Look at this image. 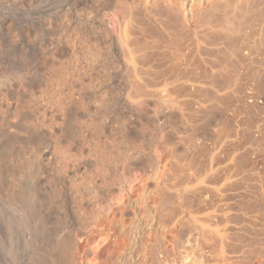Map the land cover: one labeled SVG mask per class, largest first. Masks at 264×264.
I'll return each mask as SVG.
<instances>
[{"label":"bare ground","instance_id":"bare-ground-1","mask_svg":"<svg viewBox=\"0 0 264 264\" xmlns=\"http://www.w3.org/2000/svg\"><path fill=\"white\" fill-rule=\"evenodd\" d=\"M77 1L78 0H65L66 3H64L74 6ZM207 1L212 3H210L208 8H205L204 4L207 3ZM250 1L255 2V0ZM84 2L90 11L86 8V11L88 12H85L82 7L84 11H81L82 9L80 11L77 9L78 11H73L71 14V11L66 9L70 6L66 8L62 7L60 10L63 20L68 21V23L71 22L73 25L72 30L74 29L78 31L81 36L79 37L78 34L76 35L75 33H72L73 31L71 33L69 32V35L65 34L66 31L63 29L65 35H62L63 37H56L58 38V40H56L59 48L60 46H64L69 50V53L67 52V49L65 51L69 54L68 57L70 60H68V57L66 56L69 62L65 64L62 61L63 65L61 64L58 72L55 73V77L51 79L55 86V90L52 91L53 93L49 91L47 97H39L37 94L39 98L38 100H35L32 96L34 94H31V91L33 90V88L31 90V87L35 88L32 83L37 81L33 79V64L35 66V62L33 63V54L35 51V49L33 50V44L35 42L33 43L30 39L32 37L30 32L32 27H34V22L37 20L34 19L33 21V18H31L29 14L31 13L30 10L32 8L30 7L33 6L31 5L33 2L31 3V0H0V264H106L112 259L113 245H115L116 240L119 241V239L122 238L121 236L117 239L118 236H120L117 232L118 236H116V239L112 240H115L112 245L113 242L111 239L113 236V229L115 228L114 226L118 225V229L127 232L125 227L127 226L126 221L123 217L122 220L123 222L125 221L124 223L120 221L121 219L118 220L115 216V210L121 212L120 215L118 213L119 218H121V214H129L127 211L129 207L131 208L132 213L139 218L143 215L146 216V222L143 223L141 222V219H139V221L137 219V223L135 224L136 221L134 222V227H132L131 224L129 234H131L130 243H132V245L129 243L130 247L127 251L132 254L134 251L133 247L140 243V245L142 244L146 248V251L145 249L144 251L149 257L147 262L145 260V255V258L143 257L144 260L140 259L139 256V258H137L140 260L138 261V259H134L135 261H132L133 264H222V257H224L222 254L225 250L224 245L228 239L225 237L227 233H229L227 231L230 230L226 231V229L228 228L227 226L231 224V222L228 224L230 220L225 218L226 213H224V207L228 205V203L230 204L229 197L226 198L228 195H225L226 193L228 194V192L227 190H224V188L238 178L235 173L237 171L236 158L240 155L238 154L239 147H237V144H234L231 149L228 148L229 150L226 148L228 151L224 156H222V154L220 155V158L222 159L217 161L215 165H213L212 158L216 157H214V154L218 156V152H213L212 155H210L211 161L207 166L208 161L205 162L203 157H199L201 159H198L195 164L192 163L193 161L191 162V160H187V150H180V147H178L179 143L177 144L175 140L174 142H171L172 140L170 142H164L165 144L163 145H166V149H163L164 151L166 150V154L164 152V155H167L165 159L169 160L170 163L172 162L175 166V164H178L176 161V155L186 154V162L183 163V161L180 166L178 164L175 168L172 167L173 170H170L169 173L167 172L169 174H167L168 177L165 174V170L163 169V171L159 168V172L156 173L155 169V173L152 172L151 177L149 174L148 177L146 176V178H144L143 174L142 177L141 175H138L140 172H137V175L131 173L133 174L131 179H129V175L127 176L128 179H126V176L123 175L125 171L121 173L123 170L120 171L118 168H115L120 172L118 175L115 174L116 177L118 176L115 184L118 195H114L116 197L111 199L109 198L111 195L109 196L108 192H110V190L112 191V179L115 176L111 179L110 171L115 164L112 160L116 159L115 156L111 159L113 155L112 151H114L112 149V143L118 141L117 143L120 144L119 142L125 143V141L134 140L136 137L134 136V131L137 128L136 123L141 120L142 122H147L150 126V129H148L149 134H147V140H150L152 143L156 142V140L158 142L160 138L157 139V126L160 124L162 118L159 116L161 110L166 112V115H164L165 120H162L163 122L167 121L169 117H172L174 115V110L177 108L181 110L180 112H182V109L187 110L182 112L183 115L185 112H187L188 115L186 117L185 114V117L182 118L184 121H187L188 117L191 118L194 113L199 114L202 119L204 113H207L206 106H209L207 104L208 83L212 82V80L209 82V78L212 76L209 77L210 67L208 65V59H210L208 57V48H210V46L208 47L206 43V40L209 37V28H214L213 30L218 31L217 37L215 38L221 40H238L237 38H239L240 43L239 45L236 43L238 46L234 47V51L232 50V52H229L228 54L223 53L222 56L225 59L224 62L218 64L213 70L210 68V70H217L219 73L223 71L226 74V84L224 86L222 84V92L225 94L224 96H227L226 92L229 90L235 91L237 94L234 92V96L243 100L245 98L248 100L251 99L253 101V106H255L252 135L249 133L252 143V164L250 165L251 167L253 166L254 181L253 184L251 183V189H248V192L244 194V197H239V199L236 198L238 199L237 202H234L236 199L233 201L231 199V201L234 204L237 203L236 206L244 210L253 209L252 207L257 204L258 206L259 204H264V7H259L256 9L257 11L253 10L255 12L252 11L249 13L248 7L251 3H241V1H237L233 5L229 4L231 6L219 3L220 0H84L82 3L84 4ZM221 2H223V0ZM224 2L226 1L224 0ZM256 3L257 2H255V4ZM261 5H263V3ZM195 7L198 8V21L196 25L193 24ZM96 8L100 11L101 9H104L105 11L104 13L102 12L103 15L98 20H95L96 18L93 19L95 16H92L93 18L90 16L91 9ZM215 12L219 13L213 21L212 18ZM96 14L98 13H95L94 15ZM96 17L98 16L96 15ZM59 19L58 21H60ZM208 20L213 21V23H210L212 26L210 25L209 28L206 25H209ZM44 23L45 22L42 24ZM63 24H65V22ZM62 25H60L59 30L64 26ZM55 26L56 24L54 27ZM205 27L208 28V31ZM46 29L48 30L47 27ZM243 29H246V32L248 29V32L242 34L241 32ZM53 31L55 30L53 29L51 32L54 33ZM39 32H37V34ZM43 32L44 31H42L40 35H44ZM46 34L51 35V33ZM44 38L42 39L44 40ZM34 39L36 40V38ZM39 43L40 42H38V44ZM82 44L85 46L83 47ZM216 49L213 48L215 52ZM39 50L42 49L40 48ZM227 50L228 48L226 51ZM52 53L54 52L52 51ZM51 55L49 54V57ZM37 58H39V56H37ZM56 63L59 62L57 61ZM228 65H233V67L236 66L235 69H229V67H227ZM57 66L59 65L57 64ZM244 66H247L249 69V82L247 84L249 90L246 89L247 92L241 93L242 90L239 91V88L237 87V82H239L237 76L239 72L237 73V69L238 67ZM35 69H37V67ZM232 69L236 71V75H233V73L230 74ZM48 70L49 69H47V71ZM38 72H40V70H38ZM50 75L48 77H50ZM87 75L89 83L92 76L94 77V82L104 85L108 93L111 92L112 97H110L109 100L112 104L118 106L119 109L110 113L111 111H108V100L103 101L105 97L102 100L99 99L97 101V97L92 94L86 96L87 94H85V92L84 94L86 98L84 94L83 96L82 94L79 95L78 84L84 85L83 78ZM231 76L233 78H231ZM46 78L47 77H45V79ZM98 78H101V80H98ZM214 79L215 78H213V80ZM217 79L219 78L217 77ZM51 80L48 79V81ZM43 84L45 85V83ZM99 84L97 86H99ZM105 87L103 89H105ZM93 88L95 89V87ZM48 90L50 89L48 88ZM106 93L103 95H107ZM219 93H221V91H219L218 94ZM41 94H43V92ZM46 98L47 100L49 99V106L52 107L53 110V115L51 117V113H48L49 117L46 116V108L48 105L46 108H42L41 106V101L43 99L46 100ZM83 99H86L87 103H85V100ZM236 99L237 98H235V100ZM221 100L223 101V99ZM245 101L246 99L244 100V103ZM192 102L196 104V107L194 106L195 109L193 108V110L189 108ZM223 102L226 103L225 101ZM162 103L165 106L164 109H162L163 107L161 108ZM210 103H213V101L209 102V104ZM109 107L111 108V106ZM213 107L218 108L216 103ZM233 108H235V106H232V109ZM39 109L41 110L40 113L34 115V111ZM213 109L212 112L214 111ZM215 111L217 112V109ZM96 113H98V115H96ZM61 115L64 119V126L57 122ZM216 115H218V112ZM220 115L219 117H221ZM77 117H84L85 120L81 119L82 121H79L80 119ZM97 117V120L99 121V124L97 125H99V128L96 132L95 118ZM196 117H198V115ZM227 118L230 119L229 117ZM236 119L238 120V118ZM191 121H193L191 123H195V118ZM198 122L201 124H198L200 128L203 123L199 120ZM216 122L218 123V121ZM112 123H116L115 125L116 128H118V131L115 132L112 129ZM170 125L168 124V126ZM203 125L206 124L204 123ZM147 126L145 125V127ZM161 126L162 125L159 126L160 129ZM215 126L219 129L217 125ZM164 127H162V129ZM182 127H184V125ZM191 127L192 126H190V128ZM231 127L233 126H230V128ZM239 127L238 129H240ZM238 129L235 128V130ZM231 130L232 129H230V131ZM171 131L168 130L167 132H161L162 134H160V137L169 138V133L172 134ZM201 132L204 133V131ZM158 133L160 132L158 131ZM229 133L226 132L225 134L229 135ZM179 136L182 138V134ZM188 136H190V134ZM229 137L227 139H229ZM143 138L145 139V137ZM194 138H192V140ZM139 139L141 138L139 137ZM226 141L227 140H225V142ZM229 142L230 141L228 140V143ZM58 143L63 144L61 155L59 151L56 152L59 149L57 147ZM160 143L162 142H159V144ZM199 143L200 144L197 147H200L199 149L203 152L204 149H206L205 142L201 138ZM213 144V147L217 145V143L216 145L215 143ZM194 148L192 147L190 150L193 149L194 152ZM122 149L123 148H121V151ZM219 150L217 149V151ZM160 152L161 151H159V153ZM162 153H160L161 157H163ZM156 155V159L159 157L158 159L161 161L162 158L157 153ZM190 155L193 156V154ZM243 158L244 157H242V159ZM124 159L126 158L124 157ZM181 159H179V161ZM161 162L159 163L161 164ZM52 163L55 164L54 174H62L67 180V188L69 187L70 190H73L75 193H72L73 195H71V191L64 186L68 192L63 196L61 202L63 203L65 212L66 210L68 213L70 212L69 216L71 217V221L65 217L66 220L59 221L60 219H57V222L53 223L55 218H57L55 214V218L51 216L53 221H49L50 215L48 216V213L50 214V212H48V210L50 209L47 207L52 206L54 203L58 205H54L55 208L59 207V204L61 205V203H59L58 198L62 196L61 192L64 190L62 187L63 190L60 192H58L61 189L60 187L59 190L52 189L50 191V189H48L49 194L47 193L46 195H44V192H41L42 190H39L41 189L40 186L44 188L43 185H45V187L47 185L44 183L42 184V179L39 181L38 177H41L40 175L44 172L47 173L48 171L45 170H48V165H51ZM229 163L232 166L231 170L227 167ZM121 164L123 165V163ZM122 165L121 167L124 168ZM161 165H164L163 167L165 169L167 168L165 164ZM116 166L117 165L114 167ZM118 167L120 166L118 165ZM225 168H228V170H225V173L223 174H219V171ZM51 169L49 172L52 171ZM49 172L47 175H49ZM237 172L240 171L238 170ZM78 174L79 176L81 174L84 183L76 180ZM62 175H58L57 178H60ZM49 176H51L52 179L55 175L52 176L51 174ZM247 178H249V176ZM47 179V177L46 179L43 178L45 181ZM51 179L49 177L48 182L46 181L47 184H52V182H49ZM53 181V183H55V180ZM62 182L60 181L58 183L59 186ZM38 183L42 184L39 186L40 188H38ZM135 185H139L141 191H146V195H143L142 193V196L140 195V199L144 201L143 206H141L142 203L137 206V202L139 203L140 201H138V199L135 198L136 195H134L137 191L135 190L134 192L133 190L135 187L137 189V186ZM49 186L53 187L56 185ZM54 188H57V186ZM80 188L85 192V195L76 199V192H82ZM233 188L234 190H237H235V193L239 191V188L236 187L234 182ZM244 189L245 188H243V190ZM164 191L167 192V195L165 194L166 196L164 195ZM224 191H226V193H224ZM139 192L137 193L138 197H140ZM82 193L80 195H82ZM149 194H151L150 196L152 199L150 196V199H148ZM107 195L109 197H107ZM133 195L135 197H133ZM140 206L143 207V210H141L143 213L145 212L146 215L140 214ZM79 208L83 209V211L80 212V210H78ZM53 209L54 208H52V210ZM228 210L226 209L227 212ZM57 211L61 213L60 210ZM232 211L229 212L231 213ZM52 212H54V210ZM77 212H80V214ZM81 213L84 214L83 217H81ZM52 214L53 213H51V215ZM64 215H66V213ZM227 215L229 216V213H227ZM134 219L135 217L131 220L133 221ZM128 225L130 226V224ZM145 225L153 229L150 234L146 233V229L143 230H146L145 233L147 235H151V237L149 236L146 239H144L145 237L142 238L140 236ZM168 234H170V236ZM225 239L226 241L224 242ZM116 243L118 245V242ZM121 243L125 244V242L122 241ZM119 245L121 246V244ZM120 246H116V248H118L117 252L120 249ZM143 246L141 247L143 248ZM154 251L163 256L164 260L157 258V256V259H153ZM122 252L120 257H123ZM145 252L143 253L145 254ZM210 254L216 258L213 259V262L211 261L212 263L209 262L210 259L208 260V256H210V258L212 257ZM141 256H143V254ZM115 257L116 256H114V259ZM120 260L122 261V259ZM112 262L113 261H111V263Z\"/></svg>","mask_w":264,"mask_h":264},{"label":"rangeland","instance_id":"rangeland-1","mask_svg":"<svg viewBox=\"0 0 264 264\" xmlns=\"http://www.w3.org/2000/svg\"><path fill=\"white\" fill-rule=\"evenodd\" d=\"M35 1V2H34ZM31 0V5H33V6H31L30 8H32L31 10H30V12L31 13H29L30 14V17L31 18H33L32 20L34 21V19L35 20H37V21H35L34 22V27H32V30H31V32H30V35L32 36H30L31 38V40H32V42L34 43H32L33 44V50L35 49V51H34V54H33V59H34V61H33V63L35 62V66H34V64H33V69L35 70H33V74L35 75H33V79L34 80H37V81H34L32 84H33V86H35V88L34 87H31V90H32V88H33V90L31 91L32 93L31 94H34V95H32L31 97L33 98V99H35V100H38V98L39 97H41V96H45V97H47V95H48V92L50 91L51 93H53L52 91L53 90H55V86H54V84H53V82H52V80L51 79H53L54 77H55V73L56 72H58V70H59V67H61V64L63 65V63H68L69 61L68 60H70L69 59V50L67 49V48H65L64 46V48L63 47H61L60 46V48H59V46L57 45V40H58V38H56V37H61L62 35H65V34H70L72 31V33H75L76 35L78 34V36L80 37L81 36V34L80 33H78V31H76V30H72V23L71 22H69L68 23V21H65V20H63V17H61L62 15H61V12H60V10L62 9V7H69V8H66V9H68V11H71L70 13L72 14L73 13V11L75 12V11H80L81 9H82V7H83V9L85 10V12H88V11H90L89 10V8L88 7H86V4H85V2H84V4L82 3L84 0H78L75 4H74V6L72 5H70V4H65L66 2H65V0L64 1H62V0ZM41 1V2H40ZM219 1V0H218ZM222 0H220V2L219 3H223L224 5H226V4H231V5H233V4H235L237 1H241V3H249L250 4V6L248 7V11H249V13L250 12H252L253 10H256V9H258L259 7H264V0H255V2H257L256 4H255V2H253V1H250V0H231V3H230V0H225L226 2H224V0H223V2H221ZM38 2H40V3H38ZM65 2V3H64ZM80 3V4H79ZM207 3H208V5H207ZM207 3H205L204 4V7L205 8H208L209 7V5H210V3H212V2H210V1H207ZM263 3V5H261ZM81 4H83V5H81ZM253 4V5H252ZM260 4V5H259ZM76 5H77V7H76ZM231 5H229V6H231ZM207 6V7H206ZM223 6V5H222ZM72 7V8H71ZM71 8V9H70ZM80 8V9H79ZM86 8H88L87 10L88 11H86ZM254 8V9H253ZM70 9V10H69ZM78 9V10H77ZM81 10V11H84V10ZM251 9V10H250ZM59 10V11H58ZM196 10V11H195ZM59 13H58V12ZM197 11H198V8L197 7H195V9H194V20H193V24L194 25H196L197 24V21H198V17H197ZM257 11V10H256ZM94 12V13H93ZM102 12L104 13L105 11H104V9H101V11L98 9V8H96V9H91V12H90V16H91V18H93L92 16H95L93 19H95V20H98V19H100L101 17H102ZM253 12H255V11H253ZM57 13V14H56ZM95 13H98V14H96L98 17H96V15H94ZM101 15H100V14ZM218 13L219 12H215L214 13V16H213V18H212V20L214 21V18L216 17V15H218ZM56 15H58V16H56ZM59 15H60V17H59ZM100 15V16H99ZM60 18V19H59ZM44 19V20H43ZM58 19L60 20V21H58ZM49 20V21H48ZM56 20V21H55ZM63 20V21H62ZM212 20H208L209 21V25L208 24H206L207 25V27L209 28V26L211 25L210 23H213V21ZM45 22L44 24H42L43 22ZM47 21V22H46ZM38 22H42L41 24L40 23H38ZM58 22H59V24H58ZM62 22V23H61ZM65 22V24H63ZM50 23V24H49ZM61 23V24H60ZM35 24H36V26H35ZM56 24V26L54 27V25ZM65 26H63V25ZM69 24V25H68ZM39 25H40V27H39ZM46 25V26H45ZM59 25V26H58ZM60 25H62L63 27H62V29L61 30H59L60 29ZM212 26V25H211ZM37 27V28H36ZM42 27V28H41ZM44 27V28H43ZM46 27L48 28V30L46 29ZM54 27V28H53ZM34 28V29H33ZM39 28H40V30H39ZM57 30H56V29ZM68 28V29H67ZM206 28V27H205ZM208 28H206L207 29V31H208ZM47 31H46V30ZM55 30V31H53L54 33H52L51 31L52 30ZM63 29H64V31H66V33L64 34V31H63ZM66 29V30H65ZM214 29V28H213ZM213 29H210L209 28V31H208V35H209V37H208V39L206 40L207 42V46L209 47L210 46V48H208V57L210 58V59H208V65H209V67L211 68V70H213V69H215L216 68V66L218 65V64H222V62H224V58H223V53H226V54H228L229 52H232V50L234 49V47H236V46H238L239 45V43H240V39L239 38H237L238 40H236V39H231V40H221V39H218V38H215V37H217V33H218V31H215V30H213ZM37 30H39V31H37ZM70 30V31H69ZM211 30V31H210ZM244 30V31H243ZM242 30V34H244V33H247L248 32V29H247V32H246V29H243ZM42 31H44L43 33H44V35L43 34H41L40 35V33H42ZM49 31V32H48ZM59 31V32H58ZM34 32V33H33ZM37 32H39L38 34H37ZM57 32V33H56ZM70 32V33H69ZM32 33V34H31ZM46 33H51V35L50 34H46ZM36 34H37V36H36ZM54 34H55V38H54ZM56 34H57V36H56ZM212 34V35H211ZM41 36V37H39V36ZM43 35V36H42ZM53 35V36H52ZM50 38H48V37ZM52 36V37H51ZM36 38V40L34 39V38ZM37 37H38V39H37ZM45 37V38H44ZM63 37V36H62ZM42 38H44V40L42 39ZM48 38V39H47ZM54 38V39H53ZM211 38V39H210ZM34 39V40H33ZM41 39V40H40ZM51 39H53V40H51ZM57 39V40H56ZM217 39V40H216ZM38 40V41H37ZM48 40V41H47ZM42 41V42H41ZM47 41V42H46ZM217 41H218V43H217ZM236 41V42H235ZM38 42H40L39 44H38ZM49 42V43H48ZM214 42V43H213ZM216 42V43H215ZM222 42V43H221ZM226 42V43H225ZM230 42V43H229ZM234 42V43H233ZM52 43H53V45H52ZM56 43V44H55ZM210 43V44H209ZM232 43V44H231ZM238 45H237V44ZM38 44V45H37ZM43 44V45H42ZM47 44H50V45H52V46H50V45H47V47H46V45ZM86 44V43H85ZM222 44V45H221ZM226 44V45H225ZM230 44V45H229ZM233 44H234V46H233ZM39 45H41V46H39ZM58 46V47H56V46ZM212 45V46H211ZM229 45V46H228ZM42 46H43V48H42ZM45 46V47H44ZM49 46V47H48ZM82 46L84 47L85 45L84 44H82ZM86 46H87V44H86ZM215 46V47H214ZM219 46V47H218ZM233 46V47H232ZM38 47V48H37ZM42 49V50H39L40 48ZM223 48V50H222V48ZM228 48V50L226 51V49ZM46 48V49H45ZM50 48V49H49ZM58 48V49H57ZM213 48L214 49H216V52H215V50H213ZM219 48V49H218ZM37 49V50H36ZM49 49V50H48ZM53 49V50H52ZM61 49V50H60ZM68 50L67 52L65 51V50ZM212 49V50H211ZM38 50H39V53H38ZM59 50V51H58ZM64 50V51H63ZM40 51H41V53H40ZM45 53H44V52ZM47 51V52H46ZM49 51V52H48ZM52 51L54 52V53H52ZM220 51V52H219ZM234 51V50H233ZM66 52V53H65ZM37 53V54H36ZM59 53V54H58ZM46 54H48L47 56L44 55ZM49 54L51 55L50 57H49ZM62 54H63V57H62ZM66 54V55H65ZM39 56V58H37V56ZM215 55V56H214ZM42 56V57H41ZM56 56H59V57H56ZM65 56V57H64ZM68 57V60H67V57ZM212 56V57H211ZM43 57H44V59H43ZM54 57H56V58H54ZM62 57V58H61ZM214 57V58H213ZM46 59H48V60H46ZM53 59V60H52ZM56 59H58V60H56ZM64 59V60H63ZM215 59V60H214ZM36 60V61H35ZM67 60V61H66ZM214 60V61H213ZM45 61V62H44ZM59 62V63H56V62ZM61 61V62H60ZM62 61H63V63H62ZM211 61V62H210ZM215 61H216V63H215ZM47 62H50V63H47ZM214 62V63H213ZM47 63V64H46ZM37 64V65H36ZM45 64V65H44ZM57 64L59 65V66H57ZM234 64V63H233ZM41 67H40V66ZM44 65V66H43ZM47 65V66H46ZM52 65V66H51ZM43 66V67H42ZM54 66V67H53ZM56 66V67H55ZM236 66V65H235ZM235 66L233 67V65H228L227 67H229V69L230 68H234L235 69ZM37 67V69L38 70H40V72H38V70L37 69H35ZM40 69H39V68ZM45 67V68H44ZM58 67V68H57ZM49 69L48 71H47V69ZM50 68H51V70H50ZM53 68V69H52ZM210 68H209V77H211V78H209L210 80H209V82H211V80H212V82L211 83H208L209 85H208V93H207V104L209 105V106H206V114L204 113V117L202 116V119H201V116H199V114H193L192 116L195 118V123H191V122H193V121H191V120H194V118L191 116V118L190 117H188V119H187V121H188V125H187V121H184V119L182 120V118L183 117H185V114H186V117L188 116L187 115V112H185L184 113V115L182 114V112H184V110L185 109H182V112H180L181 110L180 109H175V110H177V111H175L174 110V115L172 116V117H169L168 118V123H167V121H162V120H165V117H164V115H166V112L165 111H162L161 110V113H160V117H162L161 118V120H160V124L157 126L158 127V130H157V134H158V137H157V139H159L160 138V140H158V142H157V140H156V142H154V143H152L150 140H147L148 139V135L147 134H149V131H148V129H150L149 127V124L146 122L145 123V121H143L142 122V120L141 121H139L138 123H136L137 125V128L135 129V131H134V136H136L135 137V139L134 140H130V141H125V143L124 142H119L120 144H118L117 142L118 141H114V143H112L113 145H112V149L114 150V151H112V153H113V155H112V158L111 159H113L114 157L113 156H115V160L113 159L112 160V162H114L113 164V168L111 169V171H112V175H111V171H110V177H111V179H112V177L113 176H115L116 177V175H118V174H120V172H118L119 170L121 171V170H123L121 173H123L124 171V173H123V175L124 176H126V179H128V177H129V179H131L132 178V176H133V174H138L137 172H140L138 175L140 176H142L143 177V175H144V178H146V176L148 177L149 176V174H150V177H151V175H152V172H154L155 173V169H156V173L157 172H159V168L160 169H164L165 170V174H166V176L168 177V173L170 172V170H173V168L172 167H177L178 166V164H179V166H180V164L183 162V163H185L186 162V159H185V155H182V157H181V155L179 156L178 154L176 155L177 157H176V161H177V163L178 164H175V166H174V164H172V162L170 163V161L169 160H167V159H165L166 157H167V155H164V152H165V154H166V150L164 151L163 149H166V145L164 146L163 144H165L164 142H170L171 140V142H174V140L176 141V143L178 144H181V145H179L178 144V147H180L179 149L180 150H182L183 151V149H185V150H187L186 152H187V157H188V159L187 160H191V162L193 163V164H195V162L196 161H198V159H201V158H199V157H203L202 159L205 161V162H207L206 164H207V166L209 165V162L211 161V159H210V155H212V153L213 152H215V153H217L218 154V156L216 155V154H214V157L215 158H212L213 159V165H215L216 163H217V161H219L220 159H222V158H220V155L222 154V156H224V154L229 150V149H231V147L234 145V144H237V147H239L238 148V154H240V155H238L237 157L238 158H236V170L238 171H240V172H235L237 175L236 176H238V178L235 180V181H233L234 183H235V185H236V187H238L239 188V191L237 192V193H235V190H234V188H233V182L231 183V184H228L227 186H226V188H224V190H227V192H228V194L226 193V191H224V193H226L225 195L227 196L226 198H228L229 199V202H230V204L228 203V205H226L224 208H225V210H224V213H226L225 214V218L227 219V220H230L229 222H228V224L231 222V226L230 225H228L227 227V229H226V231L227 230H229V231H227V232H229V233H227V235H226V239H227V241H226V239L224 240V242H225V245H224V248H225V250L223 251L224 253H225V255H224V253L222 254L224 257H222L223 259H222V264H264V204H259V206H258V204L257 205H255L254 207H252L253 209H248V210H244V209H240V207H238V206H236L237 205V203H233L232 201L234 200V199H236V198H238L239 199V197L240 198H242V197H244V194H246L247 192H248V189H251V183L253 184V181H254V174H253V166L251 167V165L250 164H252V154H251V150H252V143H251V136L250 135H252V128H253V124H254V115H255V106H253V101L251 100V99H247V98H245L246 99V101H245V103H244V100L243 99H241V98H238V97H236V96H234V92L235 91H231V90H229L228 92H226V95L227 96H224L225 94H223V86L226 84V81H225V77H226V74L222 71V72H220L219 73V71H217V70H214V71H216V72H214V71H211L210 70ZM42 69V70H41ZM45 69V70H44ZM55 69V70H54ZM234 69H232L231 70V72H230V74H232L233 73V75H236V71L234 70ZM240 69H241V71H240ZM238 71H237V76H238V81L239 82H237V87L239 88V91H241V93H245V92H247V90H249L248 88H247V84H248V82H249V69L247 68V66H244V67H238V69H237ZM44 71V72H43ZM51 73H50V72ZM53 71H55V72H53ZM225 71V70H224ZM233 71V72H232ZM41 72H43V73H41ZM46 72H47V74H46ZM51 74H49V73ZM211 72H212V74H211ZM226 72V71H225ZM244 72V73H243ZM39 73V74H38ZM235 73V74H234ZM243 73V74H242ZM248 73V74H247ZM36 74H38V75H36ZM43 74H44V77H43ZM54 74V75H53ZM211 74V75H210ZM47 75V76H46ZM50 75V77H48ZM214 75V76H213ZM218 75H220V76H218ZM40 76V77H39ZM216 76V77H215ZM243 76H244V78H243ZM39 79H38V78ZM45 77H47L46 79H45ZM87 77H88V75L86 76V77H84L83 79V83H84V85L83 84H78V93H79V95H81L82 94V96H83V94L85 93V94H87L86 96H88L89 94H92V95H94L95 97H97L96 99H97V101L99 100V99H103L104 97H105V99H103V101H107L108 103H109V105H108V111L110 112V113H113L114 112V110L116 111L117 109H119V107L118 106H116V105H114V104H112L111 102H110V97H112L111 96V92H109L108 93V91L106 90V87L104 86V85H102V84H99V83H97V82H94V77H92L91 76V78L92 79H90V83H89V78H88V80H87ZM217 77L219 78V79H217ZM42 78V79H41ZM44 78V79H43ZM85 78H86V80H85ZM104 78V77H103ZM213 78H215L214 80H213ZM220 78H222V79H220ZM231 78H233L232 76H231ZM41 79V80H40ZM48 79L49 80H51V81H48ZM113 79V78H112ZM40 80V81H39ZM43 80H45V81H43ZM98 80H101V78H98ZM246 80V81H245ZM114 81H115V79H114ZM215 81V82H214ZM41 82V83H40ZM86 82V83H85ZM93 82V83H92ZM107 82V81H106ZM116 82V81H115ZM221 82V83H220ZM43 83H45V85L43 84ZM46 83H47V85H46ZM82 83V82H81ZM96 83V84H95ZM217 83V84H216ZM245 83V84H244ZM35 84V85H34ZM50 84V85H49ZM53 84V85H52ZM94 84V85H93ZM99 84V86H101V87H99V86H97ZM213 84V85H212ZM222 84H223V86H222ZM42 85V86H41ZM80 85V86H79ZM88 85H89V87H88ZM96 85V86H95ZM220 85V86H219ZM44 86V87H43ZM48 86V87H47ZM95 87V89L93 88V87ZM212 86V87H211ZM240 86H241V88H240ZM42 87V88H41ZM53 87V88H52ZM81 87V88H80ZM86 87H88V88H86ZM105 87V89H103ZM218 87V88H217ZM47 88V89H46ZM48 88L50 89V90H48ZM83 88V89H82ZM86 88V89H85ZM99 88V89H98ZM210 88V89H209ZM45 89V90H44ZM90 91H89V90ZM92 89V90H91ZM97 89V90H96ZM216 89V90H215ZM247 89V90H246ZM38 90V91H37ZM48 90V91H47ZM80 90H82V91H80ZM102 90V91H101ZM209 90H211V91H209ZM213 90V91H212ZM35 91H37V92H35ZM40 91V92H39ZM43 92V94H41L42 92ZM47 92V93H45V92ZM88 91V92H87ZM96 92V93H94V92ZM100 91V92H99ZM219 91H221V93H219L218 94V92ZM83 92V93H82ZM93 92V93H92ZM107 92V93H106ZM211 92V93H210ZM217 92V93H216ZM233 92V93H232ZM36 93V94H35ZM107 94V95H103V94ZM213 93V94H212ZM217 95H216V94ZM236 93V92H235ZM39 95V97H38V95ZM41 94V95H40ZM85 94H84V96H85ZM221 94V95H220ZM229 94H230V96H229ZM234 96H232V95ZM237 94V93H236ZM36 95V96H35ZM49 95H52V94H49ZM97 95V96H96ZM101 95V96H100ZM103 95V96H102ZM86 96H85V98H86ZM218 96V97H217ZM109 97V98H108ZM214 97V98H213ZM219 97H223V98H219ZM227 97V98H226ZM232 99H231V98ZM212 98V99H211ZM219 98V99H218ZM224 98H225V100H224ZM235 98H237L236 100H235ZM211 99V100H210ZM217 101H216V100ZM221 99H223V101H225L226 103H224ZM230 99V100H229ZM239 99V100H238ZM240 99H241V101H240ZM40 100V99H39ZM49 100V99H48ZM47 100V98H46V100L45 99H43L41 102V106H42V108H46L47 107V105H48V107L46 108V116L47 117H49L48 115L50 114V117L53 115V110H52V107H50L49 106V104L50 103H48L49 101ZM83 100H85V103H87L86 101V99H83ZM219 100H221V101H219ZM243 100V101H242ZM213 101V103H210L209 104V102H212ZM219 101V102H218ZM229 101V102H228ZM235 101V102H234ZM249 101H250V103H249ZM45 102H46V104H45ZM218 102V103H217ZM222 102V103H221ZM243 102V103H242ZM192 103H194V102H192ZM191 103V105L189 106V108L191 109V110H193V108L195 109V107H196V104L194 103V104H192ZM215 103H216V106H218V108H216V107H213V105H215ZM232 103V104H231ZM235 103H237V104H235ZM240 103V104H239ZM231 104V105H230ZM243 106H242V105ZM246 104V105H245ZM247 104H248V107H247ZM252 104V105H251ZM45 105V106H44ZM113 105V106H112ZM221 105H222V108H221ZM225 105H226V107H225ZM109 106H111V108L109 107ZM192 106V107H191ZM195 106V107H194ZM232 106L234 107L235 106V108H233L232 109ZM241 106V107H240ZM249 106H251V107H249ZM253 106V107H252ZM112 107H114V108H112ZM163 107V108H162ZM219 107H220V110H219ZM242 107H243V109H242ZM246 108V110H245V108ZM161 108L162 109H164L165 108V106L163 105V103H162V105H161ZM214 108V109H213ZM226 108V109H225ZM237 108V109H236ZM41 109V108H40ZM35 110L34 111V115H37V114H39L40 113V111L41 110ZM49 109V110H48ZM51 109V110H50ZM121 109V108H120ZM212 109L214 110L213 112H212ZM217 109V112H218V115H216L217 114V112L215 111ZM222 109V110H221ZM224 109V110H223ZM226 110V111H225ZM233 110H234V112H233ZM261 110H262V108H261ZM185 111H187V110H185ZM211 111V112H210ZM220 111V112H219ZM224 111V112H223ZM229 111V112H228ZM236 111V112H235ZM38 112V113H37ZM108 112V113H109ZM163 112H165V113H163ZM226 112H228V113H226ZM245 112V113H244ZM49 113V114H48ZM212 113V114H211ZM238 113V114H237ZM176 114V115H175ZM179 114V115H178ZM209 114V115H208ZM214 114H215V116H214ZM221 114V115H220ZM236 114V115H235ZM96 115H98V113H96ZM162 115V116H161ZM198 115V117H196V116ZM207 115V116H206ZM219 115L221 116V117H219ZM235 115V116H234ZM239 115V116H238ZM252 115H253V117H252ZM33 116V115H32ZM178 116H179V118H178ZM200 117V118H199ZM216 117V118H215ZM223 117V118H222ZM227 117H229L230 119H228ZM78 119H80L79 121H82L81 119H83V120H85V118L84 117H77ZM181 118V119H180ZM205 118V119H204ZM207 118V119H206ZM220 118V119H219ZM227 118V119H226ZM236 118H238V120L236 119ZM62 119V120H61ZM77 119V120H78ZM98 119V117L97 118H95V127L97 128H95V130H96V132L98 131V128H99V125H97V124H99V121L97 120ZM177 119H179V120H177ZM234 119V120H233ZM240 119V120H239ZM253 121H252V120ZM60 120V121H59ZM59 120L57 121V122H59V124L60 125H62V126H64L65 124H63L64 123V119H63V116L61 115L60 116V118H59ZM198 120L199 121H202L201 123H205L206 125H203L202 124V126H200V128H199V125H201V124H199L200 122H198ZM206 120V121H205ZM227 121V122H225V121ZM78 121V122H79ZM162 121V122H161ZM172 121V122H171ZM176 121H178V122H176ZM181 121V122H180ZM216 121H218V123L216 122ZM224 121V122H223ZM231 121V122H230ZM237 122V124H238V126H237V124H236V122ZM96 122H98V123H96ZM131 122V121H130ZM140 122H141V124H140ZM175 122H176V124H175ZM183 122V123H182ZM186 122V123H185ZM196 122H198V123H196ZM207 122V123H206ZM232 122H233V125H232ZM142 123H143V125H142ZM163 123V124H162ZM173 123H174V125H173ZM183 124L184 125V127H182L183 125H181V124ZM224 125H226V126H224ZM227 123V124H226ZM229 123H231V124H229ZM116 123H112L111 124V126H112V129L116 132V131H118V128H116V125H115ZM164 124H165V127H164ZM167 124V125H166ZM168 124L170 125V126H168ZM178 124V125H177ZM186 124V125H185ZM191 124H193V125H191ZM199 124V125H198ZM139 125V126H138ZM141 125V126H140ZM145 125L148 127H145ZM160 125H162L161 126V129H162V127H164L165 129H167V130H165L164 128L161 130L160 129ZM179 126V127H177V126ZM196 125H197V127H196ZM215 125H217L218 126V128L220 129V128H222V129H224V130H222V129H217V127L215 126ZM221 127H220V126ZM228 125H229V127H228ZM235 125V126H234ZM115 126V127H114ZM176 128H175V127ZM190 126H192L191 128H190ZM194 126V127H193ZM230 126H233V127H231L230 128ZM240 126V127H239ZM251 126V127H250ZM145 127V128H144ZM182 127V128H181ZM186 127V128H185ZM225 127V128H224ZM238 127L240 128V129H238ZM249 127V128H248ZM169 128V129H168ZM174 128V129H173ZM181 128V129H180ZM197 128V129H196ZM199 128V129H198ZM205 128V129H204ZM235 128L236 129H238V130H235ZM246 128V129H245ZM161 131H160V130ZM176 129H179V130H176ZM194 129V130H193ZM216 129V130H215ZM230 129H232L231 131H230ZM113 130H111V131H113ZM145 130V131H144ZM168 130H173V131H171L172 132V134L171 133H169V138H163V137H160V134H162L163 133V131H168ZM182 130V131H181ZM191 130V131H190ZM196 130H197V132L199 133H197L196 132ZM217 130H218V132H217ZM226 130V131H225ZM251 130V131H250ZM136 131H139V132H136ZM147 131V132H146ZM151 131V130H150ZM158 131L160 132V133H158ZM182 132V133H180V132ZM195 131V132H194ZM201 131H204V133L203 132H201ZM222 132V133H220V132ZM229 131H230V133H229ZM234 131V132H233ZM236 131V132H235ZM143 132H145V133H143ZM162 132V133H161ZM183 132H184V134H185V137H184V134H183ZM189 133V132H191V133H189L190 134V136H188L189 134H187V133ZM219 134H217V133ZM229 133V135L228 134H225V133ZM238 132V133H237ZM248 132V133H247ZM141 133V134H140ZM165 133V132H164ZM177 133V134H176ZM203 133V134H202ZM225 135H224V134ZM237 133V134H236ZM249 133H251L250 135H249ZM181 135L182 134V138H181V136H179V135ZM193 134H194V136H193ZM205 134V135H204ZM246 134V135H245ZM147 135V136H146ZM175 135H177V136H179V137H177V136H175ZM198 135V136H197ZM204 137H203V136ZM188 136V137H187ZM192 136V137H191ZM197 136V137H196ZM201 136V137H200ZM216 136H217V138H216ZM231 138H230V137ZM234 136H237V137H234ZM241 136V137H240ZM244 136H246V137H244ZM139 137L141 138V139H139ZM143 137H145V139L143 138ZM174 137H175V139H174ZM195 137V138H194ZM206 137V138H205ZM222 137V138H221ZM229 137V139H227ZM245 139H244V138ZM248 137H250V138H248ZM180 138V139H179ZM186 138V139H185ZM188 138V139H187ZM192 138H194L193 140H192ZM202 138V140L205 142V147H206V149H204V153L202 152V150L201 149H199L200 147H197V146H199V142H200V139ZM225 138V139H224ZM237 140H236V139ZM241 138V139H240ZM164 139H166V140H164ZM178 139V140H177ZM182 139H185V140H182ZM191 140V144H190V140ZM205 139V140H204ZM216 139H220V140H216ZM222 139H223V141H222ZM238 139H239V141H238ZM140 140V141H139ZM169 140V141H168ZM199 140V141H198ZM213 140H215V141H213ZM225 140H227L226 142H225ZM228 140L230 141L229 143H228ZM241 140V141H240ZM145 141V142H144ZM149 141V142H148ZM178 141V142H177ZM182 141V142H181ZM189 141V142H188ZM195 141H197V142H195ZM116 142V143H115ZM142 142V143H141ZM151 142V143H150ZM159 142H162V143H160V144H162V145H160L159 144ZM187 142V143H186ZM195 142V143H194ZM208 142V143H207ZM220 142H221V144H220ZM233 142V143H232ZM82 143V142H81ZM123 143H124V145H123ZM128 143V144H127ZM146 143V144H145ZM193 143V144H192ZM207 143V144H206ZM213 143H215V145H216V143H217V145L215 146V147H213L214 146V144ZM226 143V144H225ZM238 143H240V144H238ZM62 143H58V150L56 151V152H60V155H61V153H62V150H63V144L61 145ZM186 144H188V145H186ZM232 144V145H231ZM120 145V146H119ZM125 145H126V147H125ZM156 145V146H155ZM194 145V146H193ZM210 145V146H209ZM220 145H221V147H220ZM226 145V146H225ZM62 148H61V147ZM114 146V147H113ZM119 148H118V147ZM183 146H185V147H183ZM187 146V147H186ZM212 146V147H211ZM218 146H219V148H220V150H219V148H218ZM225 148H224V147ZM123 148L122 149V151H121V148ZM156 147V148H155ZM165 147V148H164ZM183 147V148H182ZM194 148V147H196V148H194L195 150H197L198 151V153H197V151H195L194 150V152H193V149H191L190 150V148ZM210 147V148H209ZM251 147V148H250ZM155 148V149H154ZM161 148H162V150H161ZM188 148V149H187ZM215 148V149H214ZM228 150H227V149ZM61 149V150H60ZM217 149L219 150V151H217ZM117 150V151H116ZM126 150V151H125ZM154 150V151H153ZM209 150V151H208ZM241 150V151H240ZM250 150V151H249ZM159 151H161L160 153H162V151H163V153H162V156L163 157H161V154L159 153ZM208 153H207V152ZM123 152V153H122ZM190 152V153H189ZM192 152V153H191ZM205 152H206V155H205ZM211 152V153H210ZM219 152H222V153H219ZM111 153V154H112ZM115 153H118V154H115ZM155 153V154H154ZM156 153L162 158L161 159V161H159L160 159H158L159 157H157V159H156ZM189 153V154H188ZM123 154H124V157L126 158V159H124V157H123ZM190 154H193V156H191ZM198 154V155H197ZM242 154V155H241ZM250 154V155H249ZM119 158H118V157ZM190 156H191V158H190ZM209 156V157H208ZM221 156V157H222ZM247 156V157H246ZM111 157V156H110ZM179 157V158H178ZM186 157V158H187ZM194 159H193V158ZM241 157V158H240ZM242 157H244L243 159H242ZM249 157V158H248ZM182 158V159H181ZM196 158V159H195ZM216 158H217V160H216ZM251 158V159H250ZM164 159V160H163ZM179 159H181L180 161H179ZM185 159V160H184ZM193 159V160H192ZM215 159V160H214ZM241 159V160H240ZM121 160H122V162H121ZM124 160V161H123ZM127 160V161H126ZM167 160V161H166ZM244 161V163H243V161ZM246 160V161H245ZM117 161H119V162H116ZM161 162V164H165V166L167 167L166 169L163 167L164 165H161L159 162ZM166 162V163H164V162ZM215 161V162H214ZM238 161V162H237ZM248 161H250V162H248ZM242 162V163H241ZM246 162V163H245ZM121 163H123V165L121 164ZM168 163V164H167ZM170 163V164H169ZM239 163V164H238ZM248 163V164H247ZM122 166H124V168L123 167H121V165ZM125 164V165H124ZM158 164H160V165H158ZM167 164V165H166ZM115 165H117L116 167H114ZM118 165L120 166V167H118ZM158 165V166H157ZM173 165V166H172ZM242 165V166H241ZM50 166V167H49ZM53 168H52V167ZM161 166H162V168H161ZM171 166V167H170ZM240 166V167H239ZM155 167V168H154ZM169 167V168H168ZM227 167H229V170H231L232 169V166H231V164L229 163V165L227 166ZM52 168V169H51ZM54 168H55V164H49L48 165V170H45V171H48L49 172V170L51 169L52 171H50L49 172V175H51L52 174V176L53 175H55V176H53L52 177V179H51V176H49V175H47L48 174V172L47 173H42V175H40L41 177H38V179H39V181H41V179H42V181H41V183L43 184H46L47 186L45 187V185H43L44 186V188H42V186H40V185H42L41 183H38V188H40L41 187V189H39L41 192H44L45 194L44 195H46L47 193L49 194V190L48 189H50V191L52 190V189H60L61 187L64 189H60L58 192H60L61 190H63L62 192H61V197L60 198H58V201H59V203H61V205L59 204V207H56L55 208V206L54 205H56L55 203L52 205V206H50V207H47L48 209H50V210H52V208H54L53 210H54V212H52V211H50V210H48V212H50V214L48 213V216H49V221L50 220H52L53 221V218L51 217V216H53L54 218H55V215H56V217L57 218H55V221H53V223L55 222H57V219H60L59 221H64V219H65V217L69 220L70 219V221H71V217L69 216V214H70V212L68 213V211L66 210V212H65V208L63 207V203L61 202L63 199V196H65L66 195V193L68 192V190L69 191H71L70 193H71V195H73L72 193H74V191L73 190H70V188L68 187L67 188V186H68V184H67V180L64 178V176L62 175V174H58V175H62L60 178L58 177L57 178V176L58 175H56V173L54 174V172H55V170H54ZM115 168H118V169H115ZM121 168V169H120ZM46 169H47V167H46ZM54 170V171H53ZM118 170V171H117ZM163 170V171H164ZM168 170V171H167ZM222 170V171H221ZM220 171H219V174H223V173H225V170L227 171L228 170V168H225V169H221ZM224 170V171H223ZM115 171V172H114ZM135 172V173H134ZM168 172V173H167ZM222 172V173H221ZM131 173H133V174H131ZM154 173H153V175H154ZM241 173V174H240ZM44 174V175H43ZM116 174V175H115ZM143 174V175H142ZM168 174V175H167ZM129 175V176H128ZM44 176V177H43ZM48 178L46 181L48 182V180H49V177H50V181L49 182H52V184L51 183H48L47 184V182L45 181V180H43V178L44 179H46V177ZM79 176V174L77 175V178H76V180L77 181H81V182H83L84 183V181H82V178H81V174H80V176ZM128 176V177H127ZM249 176V178H247ZM115 177H113V181H114V179H115V181L113 182L112 181V183H113V185H112V191L110 190V192H108L109 194V196L107 195V197H109V198H115L117 195H118V192H117V189H116V186H115V184H116V182H117V178H118V176L115 178ZM243 177V178H242ZM246 177V178H245ZM252 177V178H251ZM55 178V179H54ZM242 178V179H241ZM251 178V179H250ZM37 179V180H38ZM58 179H61V180H58ZM66 181H65V180ZM253 179V180H252ZM53 180H55V183H53L54 181ZM57 180V181H56ZM62 180H63V182H62ZM238 180V181H237ZM248 180V181H247ZM38 181V182H39ZM46 183H45V182ZM61 181L62 183H65V184H62V183H60V186H59V182ZM65 181V182H64ZM241 181V182H240ZM61 184H62V186H61ZM246 184V185H245ZM250 184V185H249ZM49 185H56L57 186V188H54V187H56V186H53V187H50ZM40 186V187H39ZM64 186L68 189H66V188H64ZM135 186H137V185H135ZM134 186V187H135ZM228 186H229V188H228ZM249 186V187H248ZM48 187V188H47ZM60 187V188H59ZM114 187H115V189H114ZM139 187V185L137 186V189H136V187L133 189L134 190V192H135V190H137L138 192H139V189H140V187ZM230 187H232V188H230ZM241 187V188H240ZM47 188V189H46ZM228 188V189H227ZM243 188H245L244 190H243ZM43 190H47V191H43ZM67 190V191H66ZM80 190L83 192V190H82V188H80ZM229 190V191H228ZM234 190V191H233ZM66 191V192H65ZM136 191V192H137ZM144 190H142L141 191V189H140V194H139V196L141 195L142 196V194L143 195H146V191L145 192H143ZM230 191H232V192H230ZM237 191V190H236ZM80 192V191H79ZM76 192V196L78 197H76V199H79L80 198V196H84L85 195V192ZM117 192V193H116ZM133 192V191H132ZM133 192V193H134ZM135 192V194L134 195H136V197L133 195V197H135V198H137L138 199V201H140L139 203L137 202V206H139L141 203H142V205L141 206H143L144 205V201L142 200V199H140L141 198V196L140 197H138V195H137V193ZM244 192V193H243ZM65 193V194H64ZM82 193V195H80ZM142 193V194H141ZM232 195H231V194ZM64 194V195H63ZM75 194V193H74ZM79 194V195H78ZM117 194V195H116ZM167 195V192L166 191H164V195ZM230 194V195H229ZM236 194H237V197H236ZM114 195H116V196H114ZM151 194H149L148 195V199H150V196ZM165 195V196H166ZM75 196V195H74ZM114 196V197H113ZM150 196V197H149ZM152 196H156V195H152ZM231 197V198H230ZM62 199V200H61ZM151 199H152V197H151ZM231 199H232V201H231ZM238 199H236V200H234V202H237V200ZM58 201H57V204H58ZM232 202V203H231ZM261 205H263V206H261ZM56 206H58V205H56ZM62 206V207H61ZM77 206V205H76ZM140 206V211H141V215H143V214H145L146 215V213L144 212L143 213V207H141ZM230 206V207H229ZM233 206H235V207H233ZM52 207V208H51ZM232 207H233V209H232ZM257 207V208H256ZM263 209H262V208ZM45 208V207H44ZM231 210H230V209ZM237 208H239V209H237ZM256 208V209H255ZM260 210H259V209ZM62 209H63V213H62ZM130 209V210H129ZM142 209V210H141ZM226 209L228 210V212L226 211ZM57 210H60L61 211V213H59V211H57ZM78 210H80V212L81 211H83V209H81V208H79ZM233 210V211H232ZM235 210H237V211H235ZM257 210V211H256ZM57 211V212H56ZM128 212H129V214L128 213H124V214H121V218H119V216H118V213H119V215H120V213L121 212H118V210H115V213H116V217H117V219L119 220V219H121L120 221H122L123 222V220H122V217L124 218V220L126 221V223H127V226H125L123 223L125 222H123L122 224L126 227V230H127V232L125 231V230H120V229H118V225H115L114 227V231L112 232V234H113V236H112V239H111V241L113 240V239H116L117 237L116 236H118L117 234L119 233L120 234V236H118V238L117 239H119L121 236H122V238H120L119 239V241H117L116 240V242H118V245H117V243L115 242V240L114 241H112L113 243H112V245L114 244V242H115V245L116 246H120L119 244H121V246H120V249L118 250V252H120V253H118L117 252V249L118 248H116V246L115 245H113L114 246V248H115V250H114V248H113V252H112V259H111V261H113L112 263L113 264H133V262L132 261H135V260H137L138 258H139V256H140V259H142V260H144V258H145V260L148 262V260H149V257L146 255V248L141 244L140 245V243H138V245H135L133 248H134V251H136V252H132V254H130L127 250H128V248L130 247V245H132V243H130L131 241V239H130V237H131V234H129L130 233V231H129V228H131V224H132V227H134L135 226V224L137 223V219H138V221H139V219H141V222H143V223H145L146 222V216H141L140 218L138 217V216H136L135 214H133L132 213V211H131V208L129 207L128 208V210H127ZM229 211H232L231 213L229 212ZM255 211H256V213H255ZM57 214H56V213ZM80 212H77V213H79L80 214ZM236 212V213H235ZM51 213H53L52 215H51ZM66 213V215H64ZM131 213V214H130ZM227 213H229V216L227 215ZM235 213V214H234ZM262 213V214H261ZM55 214V215H54ZM82 214V216L81 217H83L84 216V214L83 213H81ZM59 215V216H58ZM61 215V216H60ZM63 215V216H62ZM135 217V219L132 221L131 219H133V217ZM227 215V216H226ZM236 215V216H235ZM112 216H113V214H112ZM232 216V217H231ZM235 216V217H234ZM50 217H51V219H50ZM63 219H62V218ZM144 217V218H143ZM142 218H143V220H145V221H143L142 220ZM238 218V219H237ZM66 220V219H65ZM132 222H131V221ZM51 221V222H52ZM128 221V222H127ZM136 221V222H135ZM238 221V222H237ZM119 222V221H118ZM134 222H135V224H134ZM125 223V224H126ZM128 224H130V226L128 225ZM147 227V228H146ZM149 228V229H148ZM116 229H117V231H116ZM144 229H146L145 231H146V233L147 234H150V233H152V230L153 229H151L150 227H148L147 225H145V227L142 229V231L144 230ZM148 230H149V232H148ZM151 230V231H150ZM122 231V232H121ZM145 231H143L142 232V234L140 235L142 238H144V239H146V238H148L149 236L151 237V235H147L146 233H145ZM115 232H116V234H115ZM118 232V233H117ZM127 233V234H126ZM144 234H145V236H144ZM172 234V233H171ZM128 235V236H127ZM130 235V236H129ZM169 236H170V234H168ZM115 236V237H114ZM229 236V237H228ZM230 238V239H229ZM122 239V240H121ZM121 241L122 242H125V244L127 243V245L125 246V244L123 243H121ZM120 242V243H119ZM129 243H130V245H129ZM128 246V247H127ZM138 246V247H137ZM141 246H143V248L141 247ZM123 247V248H122ZM137 250H136V249ZM125 249V250H124ZM144 249H145V251H144ZM121 250V251H120ZM123 251V252H122ZM127 251V252H126ZM115 252H117V253H115ZM121 252L123 253V257H120L121 256ZM143 252H145V254L143 253ZM143 254V256H141L142 254ZM129 254H130V256H129ZM137 255V256H136ZM144 255H145V257H144ZM211 255V254H210ZM114 256H116L115 257V259H114ZM156 256H157V258H161V259H163L164 260V257L163 256H161L159 253H157L156 251H154V255H153V259H157L156 258ZM212 256V255H211ZM136 257V258H135ZM138 257V258H137ZM144 257V258H143ZM209 258H208V260H209V262L210 263H212L213 262V259H216V258H214L213 256V258L211 257L210 258V256H208ZM118 258V259H117ZM119 260V261H117V260ZM120 259H122V261L120 260ZM135 259V260H134ZM140 259H138V261L140 260ZM114 260H116V261H114ZM111 261H108L106 264H112L111 263ZM212 261V262H211ZM110 262V263H109ZM117 262V263H116ZM61 263V262H60ZM61 264H63V263H61Z\"/></svg>","mask_w":264,"mask_h":264}]
</instances>
